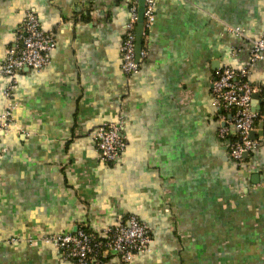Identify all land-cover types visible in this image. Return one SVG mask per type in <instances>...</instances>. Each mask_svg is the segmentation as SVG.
<instances>
[{"label":"crops","instance_id":"obj_1","mask_svg":"<svg viewBox=\"0 0 264 264\" xmlns=\"http://www.w3.org/2000/svg\"><path fill=\"white\" fill-rule=\"evenodd\" d=\"M155 1L146 57L126 75L129 0H0V67L27 10L56 41L44 69L17 71L10 100L0 73V113L12 102L18 127L0 131V264H72L46 239L128 215L152 236L134 264H264V52L249 75L260 145L242 166L210 96L220 66L247 63L264 0ZM118 120L126 148L102 162L91 134Z\"/></svg>","mask_w":264,"mask_h":264},{"label":"built area","instance_id":"obj_2","mask_svg":"<svg viewBox=\"0 0 264 264\" xmlns=\"http://www.w3.org/2000/svg\"><path fill=\"white\" fill-rule=\"evenodd\" d=\"M155 0H145L143 37L155 18ZM138 0H129L128 20L120 45V67L126 75L138 72L146 51L141 50L136 58V24ZM229 32L243 36L239 27H228ZM55 37L44 31L37 14L25 11L17 39L4 52L0 73L7 78L3 95L10 100L17 87L16 73L23 67L36 71L44 69L50 62L55 47ZM247 63L241 67L220 66L210 82L211 103L218 122L216 135L226 145L228 158L242 166L260 145V139L251 138L256 130L259 115L252 110V95L259 91L249 78L252 66L263 57L264 30L247 43ZM14 104L9 102L0 113V131L17 128L13 119ZM99 159L105 163L115 162L127 145L123 133V121L104 123L91 134ZM229 139L228 143H225ZM244 153L247 154L244 157ZM54 245L72 264H106L103 256L111 254L124 264H134L139 254L149 251L152 236L148 224L135 215H128L114 226L94 232L78 227L72 233L52 235L46 239Z\"/></svg>","mask_w":264,"mask_h":264},{"label":"water","instance_id":"obj_3","mask_svg":"<svg viewBox=\"0 0 264 264\" xmlns=\"http://www.w3.org/2000/svg\"><path fill=\"white\" fill-rule=\"evenodd\" d=\"M144 7H145V0H138V17H137V24H136V44H135V54H136V58H139V53L142 50V43H143V21H144ZM259 94L258 93H254L252 95V100L254 99H258ZM253 103V101H252ZM253 111H257L258 107H253ZM250 137L254 138L255 137V130H252L250 132ZM229 139L226 140L225 143H228ZM223 149L226 150V145L223 146ZM247 154L244 153V157H246Z\"/></svg>","mask_w":264,"mask_h":264},{"label":"trees","instance_id":"obj_4","mask_svg":"<svg viewBox=\"0 0 264 264\" xmlns=\"http://www.w3.org/2000/svg\"><path fill=\"white\" fill-rule=\"evenodd\" d=\"M86 229V228H85ZM88 230V229H87ZM111 254H106L105 256H103V259L105 260V261H107L108 260V258H109V256H110Z\"/></svg>","mask_w":264,"mask_h":264}]
</instances>
